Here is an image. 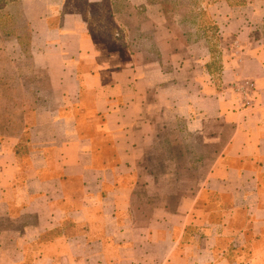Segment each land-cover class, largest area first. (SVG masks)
I'll return each instance as SVG.
<instances>
[{
  "label": "crops",
  "instance_id": "1",
  "mask_svg": "<svg viewBox=\"0 0 264 264\" xmlns=\"http://www.w3.org/2000/svg\"><path fill=\"white\" fill-rule=\"evenodd\" d=\"M220 5L214 55L162 3L12 2L0 264H264V7Z\"/></svg>",
  "mask_w": 264,
  "mask_h": 264
},
{
  "label": "rangeland",
  "instance_id": "2",
  "mask_svg": "<svg viewBox=\"0 0 264 264\" xmlns=\"http://www.w3.org/2000/svg\"><path fill=\"white\" fill-rule=\"evenodd\" d=\"M223 1L224 0H198V4L200 8L207 6V10H208L210 6L211 7L217 6L218 8L224 6V5H220V3H222ZM3 2L0 1V7L4 5L5 3H7L5 2L3 4ZM245 5H251V6L255 5V7L256 6L258 7L259 5H261V7H264V0H245ZM165 6L169 10L173 9L172 8L173 5L171 3L165 4ZM16 8L13 9L11 7H8L5 10H0V50H1L0 51V122H2V120L5 117V111L3 110V107H4L3 98L4 96L7 95L6 89L9 87L12 88V85L10 83L11 82L10 73H11V70L13 71V68L10 67V64H7L2 60V56L6 58L7 55L11 54L14 57L13 61H14V65H16V68H19V70L24 71V72L29 71L30 69L29 63L27 62V58L24 57L20 53V51H18L19 49L16 44L17 42L16 40L12 38V35H13L11 32L12 29H14L13 33L18 32L20 36L23 35L25 37V34H26V32H24L23 29L20 27L21 26L20 22L16 23L17 20L19 19ZM189 9H190L189 7L183 4L179 7L176 6L177 12L175 13L177 15L179 22L180 21L182 22L183 18H185V20L188 19ZM96 10L100 11L102 10V8L101 9L97 8ZM192 13L194 12L192 11ZM11 14L16 18L14 19L15 22L13 26H12V21H11V16H10ZM15 26H19V29L18 28L15 29L16 28ZM259 28H260L261 36L262 38H264V30L262 29V25L259 26ZM102 33H107V32L103 31Z\"/></svg>",
  "mask_w": 264,
  "mask_h": 264
},
{
  "label": "trees",
  "instance_id": "3",
  "mask_svg": "<svg viewBox=\"0 0 264 264\" xmlns=\"http://www.w3.org/2000/svg\"><path fill=\"white\" fill-rule=\"evenodd\" d=\"M3 2V0H0ZM15 0H4L3 4L0 7V10H5L8 7H11L12 2ZM149 2H158L162 4H168L171 3L173 6L171 11L177 12L176 6H181L186 5L189 7V14H188V19L185 20L183 18V21H180V24L183 27V31L186 35L187 39H199V38H205L208 43L210 44V47L212 49V53L216 55L218 51V27L215 25L213 22L210 13L207 10V6H204L202 8L199 7L198 0H148ZM225 2L228 3L230 6H241L245 5V0H224ZM117 4V3H116ZM192 11L194 13H192ZM11 16V21H12V26L14 25V19H16L12 14ZM17 23V22H16ZM186 25V26H185ZM262 29L264 30V16L262 20ZM16 27V26H15ZM17 29V27H16ZM11 32H14V29L11 30ZM215 65V64H213ZM213 67V66H212Z\"/></svg>",
  "mask_w": 264,
  "mask_h": 264
},
{
  "label": "built area",
  "instance_id": "4",
  "mask_svg": "<svg viewBox=\"0 0 264 264\" xmlns=\"http://www.w3.org/2000/svg\"><path fill=\"white\" fill-rule=\"evenodd\" d=\"M254 83L250 79H244L234 85V90L238 97L241 99L243 107H250L252 105V92Z\"/></svg>",
  "mask_w": 264,
  "mask_h": 264
}]
</instances>
